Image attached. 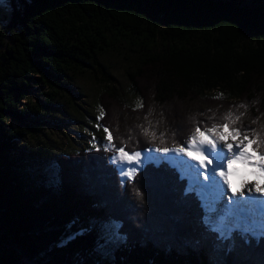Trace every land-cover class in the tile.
<instances>
[{
  "label": "trees",
  "instance_id": "1",
  "mask_svg": "<svg viewBox=\"0 0 264 264\" xmlns=\"http://www.w3.org/2000/svg\"><path fill=\"white\" fill-rule=\"evenodd\" d=\"M0 8V264H264V237L218 247L198 201L183 202L165 166L149 164L122 185L102 147L52 155L22 144L43 123L61 126L57 106H76L72 78L89 72L104 87L97 124L126 151L183 145L197 125L227 123L223 130L239 129L264 154V0H3ZM118 46L133 63L135 106L99 62ZM111 219L126 239L101 238ZM73 220L92 231L61 244Z\"/></svg>",
  "mask_w": 264,
  "mask_h": 264
},
{
  "label": "snow or ice",
  "instance_id": "2",
  "mask_svg": "<svg viewBox=\"0 0 264 264\" xmlns=\"http://www.w3.org/2000/svg\"><path fill=\"white\" fill-rule=\"evenodd\" d=\"M2 2L3 0H0V3ZM240 107H244V105H240ZM104 114V111L101 110L97 119H102ZM231 116L232 113L229 112L224 119L228 120ZM236 119L238 120L239 117ZM218 128L229 129L230 126L227 123L219 126L213 124L211 128L202 131L201 127L197 125L185 139L183 145L177 144L172 148L154 147L126 151L127 145L117 146L109 129L104 127L107 143L103 145V150L112 153L109 162L116 165L122 178H127V181L121 180L122 185L133 181L138 171H143L149 164L156 168L165 166L171 170L181 183L180 191L183 195V202L190 203L192 199L198 201V206L201 209L200 222L208 233L215 234V238L222 242L218 247H223V242H228L227 251L231 252L236 245L237 237L244 243H248L251 238L260 242L264 237V197L249 194L245 198H236V194L233 193V197L225 200L228 192L225 185L229 183L227 173L225 171L217 172V170L224 168L225 161L229 165L233 162H241L258 169L256 174L264 178V154L256 158L258 162H252L253 156L249 155L245 149L248 144L254 141L247 135H244V139L238 143H226L220 146L218 141L225 140L226 134L223 131H218ZM143 132L145 135H150L153 140L157 138L156 132L149 128H144ZM230 132H235L237 136L241 134L239 129L234 128L230 129ZM208 134L214 138L209 139ZM93 139L95 140V137ZM244 141H248V144H244ZM164 142V139L160 140L161 144ZM93 146L95 147V144ZM157 153L160 155H156ZM191 161H197V163ZM207 165L213 166L207 167ZM56 167L55 164L52 165L53 170ZM53 177H55V172H53ZM221 178L223 179L221 180ZM255 190L264 192L262 187H257ZM136 194L142 196L138 189ZM95 223L92 221L93 225ZM78 224V220H73L68 225L69 235L66 239L61 240V244H67L86 232L92 231V227L86 228L83 225L77 227ZM100 228L101 238L106 242L126 239L125 236L120 235L122 224L118 219L103 222L100 224ZM98 247L103 248L104 245H98Z\"/></svg>",
  "mask_w": 264,
  "mask_h": 264
},
{
  "label": "rangeland",
  "instance_id": "3",
  "mask_svg": "<svg viewBox=\"0 0 264 264\" xmlns=\"http://www.w3.org/2000/svg\"><path fill=\"white\" fill-rule=\"evenodd\" d=\"M204 7L205 1H202L190 5L189 11L192 14L198 15L203 11ZM2 12L3 10L0 8V15ZM126 50L127 49L122 46L108 50L101 54L99 62L115 79L117 87L123 93L127 103L130 106H135L137 101L135 95L130 91L126 77V72L133 68V63L130 54ZM103 88V85L95 79V75L89 72H85L80 76L72 78L70 97L74 100L76 106L72 107L70 102L65 100L61 101L57 106L56 113L57 118L63 120L61 126L57 128L55 125L43 123L42 132L26 137L22 143L23 146H27L32 150H38L42 146L52 155L64 154L74 150L95 149L98 147L103 148V145L107 143L105 140L106 135L101 131L97 124V117L100 113L97 104V97ZM72 92H77V94ZM39 99L40 101L42 100L41 97ZM9 124L15 126L16 121H10ZM218 131H223L226 134L225 140L218 141L220 146L226 143L235 144L242 140L235 132H227L223 129H218ZM94 137L95 140L93 139ZM208 138L212 139L214 137L208 134ZM94 144L95 147L93 146ZM244 144L246 143L244 142ZM172 147H174V145H171L170 148ZM225 151H227V149H225ZM245 151L249 153V148L247 147ZM253 158V163L258 162L256 157L253 156ZM185 159L188 158L185 157ZM191 162L197 163V161ZM227 164V161L224 162L225 168L218 169L217 172L225 171L227 175L228 173L231 175V172H228L226 168ZM212 166L213 165H207V167ZM233 170L237 175H240L238 178L237 175L233 174V176L231 175V178H238V182L242 184L238 190L236 198H240V194H243L241 195V198H245L249 194L259 195L257 193H260V196L264 194V192H256L255 190L257 187L264 188V178H261L256 174L258 169L241 162H234ZM201 178L203 179V177ZM222 179L223 178H221V180ZM225 187L231 189L230 183ZM229 197H233V195L227 193L225 200ZM262 197H264V195Z\"/></svg>",
  "mask_w": 264,
  "mask_h": 264
},
{
  "label": "bare ground",
  "instance_id": "4",
  "mask_svg": "<svg viewBox=\"0 0 264 264\" xmlns=\"http://www.w3.org/2000/svg\"><path fill=\"white\" fill-rule=\"evenodd\" d=\"M235 136V135H234ZM233 142V141H232ZM210 158V157H209ZM226 162V161H225ZM196 163V162H195ZM233 165H234V162L232 163V166H231V164L229 165V164H227V170H228V172H231L230 174L233 176V174L234 175H237V173L236 172H234V170H233ZM225 168V167H224ZM231 175H229V173H228V181H229V183H230V186H231V189H228V192L227 193H229V194H231V195H233V193H235L236 195H237V193H238V190H239V188L242 186V184H240L239 182H238V178H239V175H237L238 176V178H236V177H233V178H231ZM231 178V179H230ZM244 183V182H243ZM238 185V186H237ZM226 186V185H225ZM245 186V185H244ZM248 188V187H247ZM257 194H259L260 195V193H257ZM241 195L242 194H240V198H241ZM264 195V194H263ZM263 195H261V196H263Z\"/></svg>",
  "mask_w": 264,
  "mask_h": 264
}]
</instances>
